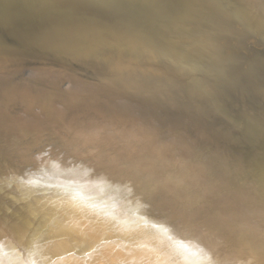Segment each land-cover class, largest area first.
Listing matches in <instances>:
<instances>
[{
  "label": "bare ground",
  "instance_id": "bare-ground-1",
  "mask_svg": "<svg viewBox=\"0 0 264 264\" xmlns=\"http://www.w3.org/2000/svg\"><path fill=\"white\" fill-rule=\"evenodd\" d=\"M49 4L26 5V14ZM44 31L0 41V264H264V161L224 154L212 130L221 119L203 92L245 96L246 80L264 99V73L242 76L254 66L232 48H181L179 59L168 50L174 69L73 43L61 48L76 47L74 56L50 58L37 42ZM243 42L264 48L255 36ZM117 62L165 88L114 91L92 78Z\"/></svg>",
  "mask_w": 264,
  "mask_h": 264
},
{
  "label": "water",
  "instance_id": "water-1",
  "mask_svg": "<svg viewBox=\"0 0 264 264\" xmlns=\"http://www.w3.org/2000/svg\"><path fill=\"white\" fill-rule=\"evenodd\" d=\"M259 1L4 0L5 3L2 1L3 5L0 4V41L10 32L17 33L9 35L13 40L30 41L33 39L30 30L37 32L45 30L42 37L37 38V42L48 46L41 49L43 51L41 53L50 58L65 59L74 56L78 51L76 47L61 48L62 45L73 43V47L78 44L82 46L81 48L93 46L105 53H116V50L130 52L133 54L131 57L147 60L152 65L166 64L173 69L172 56L168 54V50L174 51L176 56L174 58L179 59L177 53H180L181 48L199 53H224L228 48H232L237 51L235 54L240 64L248 62V65L257 68L249 66L243 71L242 76L250 77L257 70L264 73V48H258L253 44L244 45L243 42L245 38L255 36L264 43V24L251 26V23H256V19L264 21V1L262 0L263 4ZM37 2L54 5L49 4L36 11L32 10L28 16L26 5ZM123 7L124 9H120ZM15 8L19 13L14 12ZM139 20L146 21L147 24L125 26V22L138 23ZM27 26L31 29L26 30ZM172 41L182 46L167 44ZM260 42L259 44H262ZM164 46L168 49L163 48ZM86 66L84 69L92 72V69ZM93 72L92 78L108 85L114 91L127 92L144 87L165 88L163 81L145 75L146 71L134 64L117 62ZM184 73L189 74L190 68ZM190 74H193L190 78L194 80L192 82L190 79L191 85L202 87L200 76L195 72ZM257 80L264 87V77ZM17 83L15 81L12 85H24V81ZM240 83L242 92L247 93L245 96L203 90L210 99V103L206 105L221 119V122L213 124L212 130L217 131L226 142L227 148L222 146L225 155L232 149L233 152L242 155L244 161L247 159L264 161V99L253 92H248L251 86L246 80H241ZM145 92L151 94L150 91ZM91 99L93 100V97ZM95 101L99 102L98 105L105 106L103 101ZM216 101L218 103H215ZM206 118L212 119L208 113ZM7 187L0 188L1 197L6 194ZM9 197L11 198L9 207L17 206L18 201L12 202L13 198L9 195L8 199ZM4 210L14 218V213L9 212L7 208ZM95 245L96 241L90 244L88 251Z\"/></svg>",
  "mask_w": 264,
  "mask_h": 264
},
{
  "label": "rangeland",
  "instance_id": "rangeland-1",
  "mask_svg": "<svg viewBox=\"0 0 264 264\" xmlns=\"http://www.w3.org/2000/svg\"><path fill=\"white\" fill-rule=\"evenodd\" d=\"M215 194H217V196L219 197V198H222L223 200H224V202L226 203L227 201H228V199L229 198H226L227 196L224 194V195H220L221 193L220 192H217L216 191V193ZM230 200H231V198H230ZM236 203V200L234 199V198H232V200H231V202H229V203Z\"/></svg>",
  "mask_w": 264,
  "mask_h": 264
},
{
  "label": "clouds",
  "instance_id": "clouds-1",
  "mask_svg": "<svg viewBox=\"0 0 264 264\" xmlns=\"http://www.w3.org/2000/svg\"><path fill=\"white\" fill-rule=\"evenodd\" d=\"M54 264H61V261H55Z\"/></svg>",
  "mask_w": 264,
  "mask_h": 264
}]
</instances>
